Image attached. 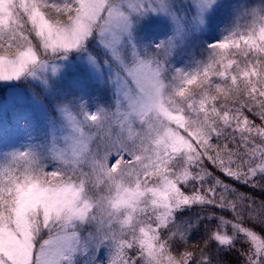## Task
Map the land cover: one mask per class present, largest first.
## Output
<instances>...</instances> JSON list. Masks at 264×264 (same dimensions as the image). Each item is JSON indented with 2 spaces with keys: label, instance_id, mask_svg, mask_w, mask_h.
<instances>
[{
  "label": "snow or ice",
  "instance_id": "1",
  "mask_svg": "<svg viewBox=\"0 0 264 264\" xmlns=\"http://www.w3.org/2000/svg\"><path fill=\"white\" fill-rule=\"evenodd\" d=\"M0 264H264V0H0Z\"/></svg>",
  "mask_w": 264,
  "mask_h": 264
},
{
  "label": "rangeland",
  "instance_id": "2",
  "mask_svg": "<svg viewBox=\"0 0 264 264\" xmlns=\"http://www.w3.org/2000/svg\"><path fill=\"white\" fill-rule=\"evenodd\" d=\"M7 89L0 87V99L3 98V95H6ZM14 129L12 122L9 117H5L2 122H0V139H10L13 135Z\"/></svg>",
  "mask_w": 264,
  "mask_h": 264
}]
</instances>
